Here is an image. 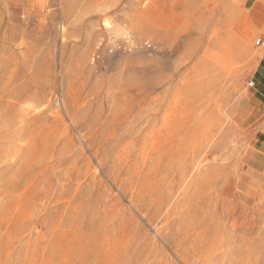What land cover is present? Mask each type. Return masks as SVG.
Segmentation results:
<instances>
[{
    "label": "rangeland",
    "instance_id": "obj_1",
    "mask_svg": "<svg viewBox=\"0 0 264 264\" xmlns=\"http://www.w3.org/2000/svg\"><path fill=\"white\" fill-rule=\"evenodd\" d=\"M253 1L0 0V264H264Z\"/></svg>",
    "mask_w": 264,
    "mask_h": 264
},
{
    "label": "crops",
    "instance_id": "obj_2",
    "mask_svg": "<svg viewBox=\"0 0 264 264\" xmlns=\"http://www.w3.org/2000/svg\"><path fill=\"white\" fill-rule=\"evenodd\" d=\"M257 2L260 3L258 0L253 1L252 8H254V5L257 4ZM262 65L264 67V53L260 57V59H259V61H258L253 72L254 73H256V72L260 73L258 69L260 68V66L262 67ZM260 79L263 80L262 86L264 87V75ZM255 111H257V110H255ZM253 113L249 114V117H251L252 119L248 125L249 132H254V137L252 139H253V143L255 145V147H254L255 151L253 152L252 160L255 159L257 156L264 155V121L262 120L263 118L261 115H257L256 117H254Z\"/></svg>",
    "mask_w": 264,
    "mask_h": 264
},
{
    "label": "bare ground",
    "instance_id": "obj_3",
    "mask_svg": "<svg viewBox=\"0 0 264 264\" xmlns=\"http://www.w3.org/2000/svg\"><path fill=\"white\" fill-rule=\"evenodd\" d=\"M260 3L257 2V4L254 5V10L258 11L259 15L262 16V13L264 11V0H258ZM257 18V17H256ZM259 19V18H258ZM261 19V18H260ZM250 35V34H249ZM248 35V38H249Z\"/></svg>",
    "mask_w": 264,
    "mask_h": 264
},
{
    "label": "built area",
    "instance_id": "obj_4",
    "mask_svg": "<svg viewBox=\"0 0 264 264\" xmlns=\"http://www.w3.org/2000/svg\"><path fill=\"white\" fill-rule=\"evenodd\" d=\"M259 41H260V39L257 40V42H259ZM249 85L252 86V85H253V81H250V82H249Z\"/></svg>",
    "mask_w": 264,
    "mask_h": 264
}]
</instances>
